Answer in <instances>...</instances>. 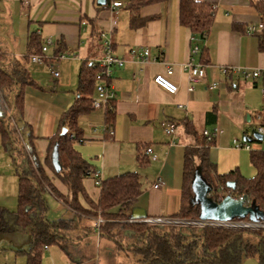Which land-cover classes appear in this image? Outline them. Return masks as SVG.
<instances>
[{
    "label": "crops",
    "instance_id": "0c3cea01",
    "mask_svg": "<svg viewBox=\"0 0 264 264\" xmlns=\"http://www.w3.org/2000/svg\"><path fill=\"white\" fill-rule=\"evenodd\" d=\"M104 1V5H98L97 0H0V56L6 63L11 60L21 63L33 81L25 90L22 118L30 127L36 157L43 162L48 138L57 132L60 116L76 99L79 68L85 60L93 62L102 55V41L97 36L105 32L110 37L113 54L123 60L120 67L114 68L110 81L116 106L113 135L104 132L103 110H94L79 119L83 141L74 148L94 171L100 172L102 180L130 171L141 175L143 192L132 214L143 219L171 218L180 206L185 151L196 148L193 137L185 130L186 125L199 135L215 128L222 131L216 135L215 145L208 153L218 174L237 168L238 162L233 159L223 166L221 151L239 153L228 147L227 142L233 144L238 135L249 145L264 141L253 137L255 114L263 106L261 82L245 81L238 75L226 76L219 71L221 67L264 69V8H260L264 0H195L214 9L213 22L203 39L180 25L179 0L142 6L138 14L146 21L135 29L129 24L130 0ZM113 2L121 6L112 9ZM257 5H261L260 10ZM260 23L263 24L260 32H244L247 25ZM31 33L38 35L42 45L50 40L48 56L55 54L57 41L63 42L64 57L56 60L59 76L55 79L49 73L53 85L44 82L37 74L41 72L40 67L28 58L38 52L36 48L29 50ZM193 46L198 47L195 55L191 54ZM143 50L149 51V58L143 62L130 54V51L141 53ZM190 60L204 65L205 77L193 91L187 92V76L182 65ZM168 66L173 67L171 79L178 85L174 95L152 83L153 76L164 73ZM42 68L48 71V67ZM213 82L217 87L210 89ZM0 111H3L1 104ZM168 122L175 124L174 134L165 132L164 124ZM145 147L152 149L156 160L140 166L138 155ZM148 165L154 170L145 169ZM6 171L7 174H0V207L14 211L16 208L11 209L17 206L18 188L15 163L14 167L8 165ZM159 177L163 185L154 189L153 184ZM54 183L65 193L59 182ZM83 186L87 196L97 201L99 188L93 179H84ZM50 196L62 210L73 214ZM85 219L94 225L92 219ZM20 238L17 234H0V264L26 263V256L18 252L28 251L31 239L22 244ZM49 250V247L45 249L41 264H85L79 259L72 261L68 250L60 249L70 262L62 260L60 251Z\"/></svg>",
    "mask_w": 264,
    "mask_h": 264
},
{
    "label": "trees",
    "instance_id": "16d2710c",
    "mask_svg": "<svg viewBox=\"0 0 264 264\" xmlns=\"http://www.w3.org/2000/svg\"><path fill=\"white\" fill-rule=\"evenodd\" d=\"M163 1L130 0L127 6L130 27L135 29L144 25L146 19L138 14L142 6ZM261 5L257 8H264V4ZM178 12L181 26L189 29L192 35L205 38L213 22L212 6L195 0H179ZM42 46L38 35L31 33L29 50L36 48L39 53ZM56 46L53 56L59 58L65 51L63 42L57 41ZM99 73L96 64L87 60L82 62L77 75L76 99L60 116L57 132L48 138L45 159L40 162L33 148L30 127L22 118L25 90L33 81L21 63L16 60L6 63L0 56V104L3 105L0 143L5 150H11L18 181L16 210L0 207V234L26 233L30 236V249L18 252L26 256L25 264H41L44 251L50 246H58L65 252L73 242L71 236L82 217L92 219L94 223L101 219L97 229L92 226L93 232L110 240L126 255L133 254L142 264H244V261L264 264V231L209 226L186 227L188 232H185L182 226L128 222L145 218L132 214L134 204L143 192L142 177L138 172H125L101 180L95 202L87 196L83 180L92 178L94 168L81 157L74 145L83 141L79 119L95 110L92 101ZM115 108V99H112L103 111L104 132L108 135L112 130ZM63 128L66 132L60 134ZM185 130L193 137L196 148L185 151L180 206L171 218L198 220L200 205L191 194L194 172L198 169L211 186L209 197L214 202L226 195L245 197L249 201L247 206L257 210L264 219V149L249 150V163L255 171L253 177L242 176L238 168L218 174L208 155L209 149L215 145V137L199 135L189 125ZM54 146H57L59 171H55L52 164ZM147 163L142 151L138 155V164L146 166ZM55 181L64 187L65 193L59 191ZM46 194L54 196L68 208L75 219L48 220ZM234 220L247 221L248 217ZM126 234L130 236V242L124 241Z\"/></svg>",
    "mask_w": 264,
    "mask_h": 264
},
{
    "label": "built area",
    "instance_id": "2783aa9c",
    "mask_svg": "<svg viewBox=\"0 0 264 264\" xmlns=\"http://www.w3.org/2000/svg\"><path fill=\"white\" fill-rule=\"evenodd\" d=\"M121 3L113 2L111 4L112 9L116 7H120ZM115 21H112V26H114ZM263 29V24L258 25H247L245 27L246 34H255L260 32ZM99 41H102V55L94 60L92 63L96 64L100 68V73L96 76V83H95V96L92 101V106L95 110H105V108L109 105V102L114 99V95L112 89L110 87V81L113 77L114 68L120 67L123 64V60L116 57L111 49V41L110 37H106L105 32H100ZM50 44V40H46V43L41 47V51L39 53H32L29 55V60L32 63L36 64H45L48 67V70L51 76L55 79L58 78L59 73L55 71V63L56 60L64 57V55H60L59 58H55L54 56L47 55V46ZM198 52V47L193 46L191 49V54L195 55ZM130 54L134 59L137 61L143 62L149 58V51L143 50L141 53H137L135 51H130ZM182 70L186 73L187 76V92H191L194 90L195 85L202 82L205 77V67L202 64H195L192 60L186 62L182 65ZM219 71L226 76L228 75H238L243 80L249 82H256L260 81V94L261 99L263 101V106L260 112L255 114V118L257 123L255 124V132L262 135V140H264V69H249V68H241V67H221ZM173 67L168 66L164 73H158L153 76L152 83L157 86L159 89L164 91L169 95H174L178 92V85L172 81L171 77L173 75ZM217 87V83L213 82L210 85V89H214ZM165 132L167 134H174L176 126L173 123H166L164 124ZM222 131L218 128H215L211 131L204 130L202 131V135L206 136L207 138L216 137V135L220 134ZM113 132L109 131V136H112ZM234 148H244L250 149V145L246 142H237L233 140ZM143 154L148 158L150 161H155L156 156L153 153L150 147H146L143 150ZM93 182L96 187L100 186L101 184V176L99 171H94L92 174ZM163 185L162 179L159 177L153 184V188L157 189ZM241 197L237 198L240 199ZM249 201L246 200L244 205H248ZM102 222L101 219H97L94 223L95 228H98V224ZM130 223H145L149 225H177V224H196L200 227H224V228H234V229H248V230H260L264 231V219H258L257 221H229L226 223H221V225H216L215 223L210 222H201L198 220H183V219H176V218H164V217H157V218H146L140 220H128ZM208 224V225H206Z\"/></svg>",
    "mask_w": 264,
    "mask_h": 264
},
{
    "label": "rangeland",
    "instance_id": "374dc122",
    "mask_svg": "<svg viewBox=\"0 0 264 264\" xmlns=\"http://www.w3.org/2000/svg\"><path fill=\"white\" fill-rule=\"evenodd\" d=\"M35 66L40 67L39 70L41 72H37L43 78L44 82L46 84L53 85V79L50 77V72L47 70H43L42 67H45V64H36ZM31 68V65H29ZM42 66V67H41ZM47 67V66H46ZM48 69V68H47ZM55 71L60 73V70L58 68V65L55 63L54 67ZM29 98L30 95L28 96ZM252 129L249 128L248 134L251 135ZM237 142H242L241 135L236 137ZM227 146L234 150H237L239 153H234L231 151H221V157L223 158L224 163L223 166L234 160V162H238L237 167L241 173L242 176L250 178L255 175V171L253 167L249 163V150L250 149H260L264 148V141L260 143V145H252L250 149H244L234 148V145L232 142H227ZM224 144L223 146H226ZM257 146V147H256ZM1 147V146H0ZM77 147H80V145H77ZM259 147V148H258ZM2 150H0V174H7L8 165H12L14 167L13 158L11 157V150H8L5 152L3 150V147H1ZM226 165V166H227ZM152 166V165H150ZM149 171H153V167H149V165L145 168ZM144 169V170H145ZM221 169V168H220ZM13 171H11V174L13 175ZM10 172V171H8ZM47 207H48V213L47 218L50 221H56L58 219L64 218V219H75L74 214H70V212H66L62 210L59 206V204L49 195L46 194L44 196ZM16 206L14 205V208L11 210H14ZM183 220H194V219H183ZM170 226H182L185 227V232H188V228L186 227H192V228H201L199 225L196 224H177V225H170ZM88 230V231H87ZM19 237H21L22 244H26V241H30V237L26 233H19L17 234ZM6 236V235H5ZM76 236H80L81 238L76 239ZM74 241H77L76 243L72 242L70 245H68L67 249L70 253H72V261L74 259H79L85 262V264H142L137 261V257L133 254L129 253L126 255L124 251L119 250L116 248L115 244L112 243L110 240L97 236L96 232H93L92 230V222L89 220H86L85 218L79 219L78 228L76 231H74L73 236H71ZM125 239L124 241L130 242L131 238L129 235H124ZM81 239V240H80ZM255 242L254 240H252ZM49 252L52 251H60V255L62 260L69 261L67 257H65V253L60 250L58 246H50ZM59 253V252H58ZM45 254V253H44ZM43 254V256H44ZM70 262V261H69ZM246 261H244L245 264ZM73 264V263H69Z\"/></svg>",
    "mask_w": 264,
    "mask_h": 264
},
{
    "label": "water",
    "instance_id": "95a60500",
    "mask_svg": "<svg viewBox=\"0 0 264 264\" xmlns=\"http://www.w3.org/2000/svg\"><path fill=\"white\" fill-rule=\"evenodd\" d=\"M104 0H97L98 5H104ZM66 130L63 128L60 134H64ZM253 137L257 141L262 140V135L254 132ZM52 164L55 171L61 169L58 160L57 146H54L52 152ZM229 187H233L232 183H228ZM211 186L207 184L199 170L194 172V178L191 184V194L193 199L200 205V215L198 221L215 223L221 225L234 219H242L248 217L249 221H257L262 219V215L250 206L244 205L245 197L240 199L234 198L230 195L224 196L219 202H214L210 197ZM208 225V224H206ZM245 264H255L254 261H246Z\"/></svg>",
    "mask_w": 264,
    "mask_h": 264
}]
</instances>
